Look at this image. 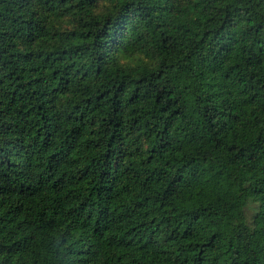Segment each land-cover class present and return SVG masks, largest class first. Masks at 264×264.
<instances>
[{
  "label": "trees",
  "instance_id": "trees-1",
  "mask_svg": "<svg viewBox=\"0 0 264 264\" xmlns=\"http://www.w3.org/2000/svg\"><path fill=\"white\" fill-rule=\"evenodd\" d=\"M0 264H264V0H0Z\"/></svg>",
  "mask_w": 264,
  "mask_h": 264
}]
</instances>
